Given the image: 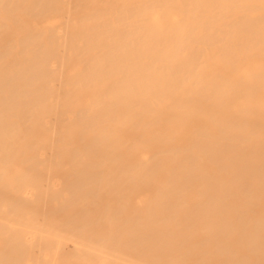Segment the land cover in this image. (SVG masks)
Segmentation results:
<instances>
[{
    "label": "bare ground",
    "instance_id": "6f19581e",
    "mask_svg": "<svg viewBox=\"0 0 264 264\" xmlns=\"http://www.w3.org/2000/svg\"><path fill=\"white\" fill-rule=\"evenodd\" d=\"M116 259L264 264V0H0V264Z\"/></svg>",
    "mask_w": 264,
    "mask_h": 264
},
{
    "label": "rangeland",
    "instance_id": "374dc122",
    "mask_svg": "<svg viewBox=\"0 0 264 264\" xmlns=\"http://www.w3.org/2000/svg\"><path fill=\"white\" fill-rule=\"evenodd\" d=\"M62 19L60 18V17H54V18H49L48 19V21H47V23H50L51 25H54V26H56V25H59V24H61L62 23ZM255 101V105H257V106H260L262 103H261V100L260 99H255L254 100ZM260 101V102H259ZM119 261V259L117 260L116 259V262H118ZM123 262V263H122ZM115 263V262H114ZM114 263H112V264H114ZM124 264V263H127V262H125V261H122L121 260V262L119 261L118 262V264ZM115 264H117V263H115Z\"/></svg>",
    "mask_w": 264,
    "mask_h": 264
}]
</instances>
